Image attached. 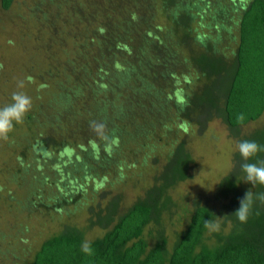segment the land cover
Listing matches in <instances>:
<instances>
[{"label":"trees","instance_id":"16d2710c","mask_svg":"<svg viewBox=\"0 0 264 264\" xmlns=\"http://www.w3.org/2000/svg\"><path fill=\"white\" fill-rule=\"evenodd\" d=\"M13 1L0 0L1 8L8 10ZM112 1L107 0V12L119 19L112 27L114 30L107 32L112 40L110 45H98L100 57L106 59L100 68L102 71L94 75L83 67L85 74L91 75L90 80L88 77L81 80L77 72V79L74 77L71 83L72 89L66 88L72 80L69 77L53 85L47 82L49 85L42 92L45 103L38 109V115L44 112L41 116L44 120L55 123V118L45 112V105L56 102L53 105L58 110L56 117L64 116L66 124L57 127L62 136L59 140L54 136L50 140L38 136L37 147L48 152L42 154L48 160L42 155L35 158L38 167L50 169L55 166L57 169L48 171V175L40 171L36 181L42 186L49 178L52 183L57 174L62 173L66 181H74V187H77L70 190L68 198L72 203L78 202V206L86 205L92 218L88 219L86 229L66 224L59 236L43 242L28 264H264V204H260L264 200L261 192L251 191L246 222H240L235 215L241 199L253 187L239 186L241 177L245 178L241 170L245 161L239 152L235 154V171L222 180L217 192V198L229 200L225 208L229 210L228 219L232 225L229 232L218 235L217 242L211 246L203 243L207 231L204 222L213 221V213L207 207H198L186 229L176 237L172 250H167L163 216L174 204L169 190L189 177L193 163L183 143L171 153L157 182L125 211L121 208L123 196H111L110 182L102 181L95 186L85 183L87 176L94 180L105 176L112 165H118V169L126 168L127 163L120 160L122 150L159 126L170 114L169 110L183 119L195 116L198 122L200 119L206 122L215 112L233 131L263 116L264 0L215 1L207 6L208 10L190 0H156L161 1L160 8L167 19L163 27L154 22V12L149 6H143L146 13L142 11L141 1L146 0H130V9ZM201 6L209 12L204 13L206 21L202 24L195 18ZM217 13L227 18L226 14L231 13L237 39L231 37V29L223 24L218 23L217 28V18L220 19ZM109 20L107 22L111 23ZM193 26H200L202 30L193 31ZM115 28L121 30L116 37L118 30ZM231 42H236V49L232 51L234 58H227L225 50ZM71 69L75 70L72 66ZM176 75L185 81L175 101L168 90L173 89L170 78ZM213 81L219 84L215 89L211 84ZM101 94L114 95L111 100L104 101L98 98ZM75 98L88 99L91 103L86 109L77 111L72 103ZM97 100L103 103L96 105ZM60 101H63L62 107L58 106ZM82 113L86 116L77 120L76 115ZM33 118L28 114L25 122L29 126L35 125V120L31 122ZM65 126H71L75 132L77 129L76 134L73 132L75 137L69 134V139L65 138L68 135H64ZM256 135L257 138L246 137L241 141L264 145V129ZM57 146L65 148L63 155L56 152ZM260 161H264V151L248 162ZM102 168L106 171H100ZM54 198L56 206L63 209L66 200L62 203L58 192ZM151 225L156 229V237H150L155 239L153 244L145 237V231ZM93 226L101 228L104 234L89 241L92 254L88 255L82 251V245L86 230Z\"/></svg>","mask_w":264,"mask_h":264},{"label":"rangeland","instance_id":"374dc122","mask_svg":"<svg viewBox=\"0 0 264 264\" xmlns=\"http://www.w3.org/2000/svg\"><path fill=\"white\" fill-rule=\"evenodd\" d=\"M129 1L113 0L112 3L124 4L126 9H130L132 0ZM190 1L198 3L199 7L204 5L207 9L211 3L222 0ZM160 3L161 1L156 0L153 3L149 0L141 1V8L146 13L147 10L143 6H149L154 12V22L163 27L167 24V19L164 18L166 16L161 11ZM204 6L196 11H199L200 16L197 13L195 18L201 21V24L206 21L204 13L208 12V9L202 8ZM106 14L111 18H107ZM226 15L229 17L217 13L220 18H217V28L218 23L223 24L227 29H231V37L237 39V29L232 23L234 19L231 18V13ZM107 19H110L111 23H108ZM118 19L117 15L107 12V0H14L8 10H3L0 4V107L11 103L13 92L22 91L32 98V108L28 114L34 117L31 122L35 120V125L29 126L25 122L27 114L22 124L14 125L7 141L0 140V264H28L43 242L59 236L66 224L86 229L88 219L92 218L90 211L86 210V205L78 206V202L72 203L68 198L70 190H76L77 187H74V181H66L62 173L57 172V178L52 183L49 178H46L48 181L45 179L42 186L36 181L40 171L48 175V171L55 172L57 169L55 166L50 169L38 167L36 157L43 156V159L48 160L47 156L42 155L48 153L47 150L43 151L40 146L37 147L38 136L46 140L54 136L59 140L62 136H59L57 127L61 123L66 124L64 116L56 117V102L53 103L54 106L45 105V112L55 118V123L50 119L44 120L41 117L44 112L41 111L38 115V109L45 103L42 92L44 89L46 91L47 85H53L57 81L63 82L69 77L72 82L70 81L66 88L72 89L77 72L81 80L88 77L89 81L91 75L85 74L86 69L94 75L102 71L100 68L106 59L100 57L98 45H110L112 40L107 32L114 30L112 27L118 23ZM199 27H194L193 31H201ZM120 33L119 29L114 36ZM227 47L226 57L234 58L232 51L236 49V42H231ZM29 77L31 79H28ZM170 79L173 89L168 92H172L176 101L185 78L176 75ZM20 82L24 83L23 88L17 87ZM211 84L214 89L219 86L216 81ZM112 95L101 94L98 98L111 100ZM72 103L78 111L81 108L86 109L91 102L89 103L88 99L75 98ZM97 103L103 101L97 100L96 105ZM62 105L63 101H60L58 106ZM169 111L168 117L146 137L129 143L128 147L122 150L120 160L127 163L126 168L118 169V165H112L107 168L105 176L95 180L87 176L85 183L95 186L102 181L110 182L111 196H123L121 208L125 211L138 198L144 196L147 188L157 182L170 160L171 153L183 143L193 163L188 171L189 177L169 190L174 204L163 216L165 235L168 237L167 250H172L176 237L186 229L198 207L211 210L213 221L220 225L219 231L210 232L207 229L204 234L203 243L211 246L217 242L216 237L222 233L226 235L232 225L228 219L229 210L225 208L229 200L217 198L218 187L237 167L234 161L235 154L238 153V143L246 137L255 138L256 132L264 129V114L256 122L233 131L215 112H212L206 122L201 119L198 122L195 116L183 119L177 117L173 110ZM84 115H76V119L79 120L78 118ZM74 127L76 128V124ZM63 132L64 135L68 134L65 135L67 139L69 134L75 137L71 126H65ZM64 149L57 146L56 152L63 155ZM33 164L35 167H32ZM120 173L123 174L122 177ZM239 186L251 188L244 177H241ZM250 191L261 192L264 200V186L259 185L258 188L256 185ZM56 192L60 194V199H63L62 203L66 200L62 205L63 209L54 203ZM103 234L101 228L93 226L86 230L85 242L102 237ZM145 237L153 244L155 239L150 238L156 237L153 225L146 229Z\"/></svg>","mask_w":264,"mask_h":264},{"label":"clouds","instance_id":"9594fccd","mask_svg":"<svg viewBox=\"0 0 264 264\" xmlns=\"http://www.w3.org/2000/svg\"><path fill=\"white\" fill-rule=\"evenodd\" d=\"M28 79H31L30 77ZM18 88H23L24 83L20 82ZM32 98L22 91L13 92L11 103L0 107V140L7 141L9 134L13 131L14 125L22 124L26 115L31 111ZM238 152L244 163L241 170L245 174V181L251 186H264V161L259 163H249L257 153L264 151V145H260L255 141H241L237 145ZM251 199V191H247L244 198L240 201V206L235 212L240 222H246L249 214V202ZM204 227L211 231H219V223L206 220ZM82 251L88 255L92 254L89 242H84Z\"/></svg>","mask_w":264,"mask_h":264}]
</instances>
